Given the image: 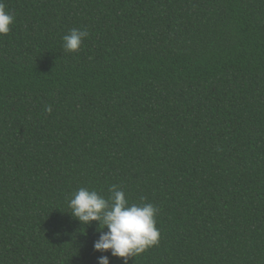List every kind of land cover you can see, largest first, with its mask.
<instances>
[{"label": "trees", "instance_id": "1", "mask_svg": "<svg viewBox=\"0 0 264 264\" xmlns=\"http://www.w3.org/2000/svg\"><path fill=\"white\" fill-rule=\"evenodd\" d=\"M3 3L0 264H123L68 207L113 184L157 209L128 264H264V0Z\"/></svg>", "mask_w": 264, "mask_h": 264}, {"label": "clouds", "instance_id": "2", "mask_svg": "<svg viewBox=\"0 0 264 264\" xmlns=\"http://www.w3.org/2000/svg\"><path fill=\"white\" fill-rule=\"evenodd\" d=\"M14 21V14L6 11L3 0H0V35L8 34ZM88 35L86 30L70 29L62 37L64 50L79 51ZM46 111L51 112V107ZM68 207L72 217L82 225L98 222L99 236L93 243V249L101 253L110 250L112 256L123 258V264H128L129 257L135 258L159 243L156 207L146 203L143 197L139 203H130L118 185H111L107 196L96 189L80 187L68 200ZM98 264H110L109 257L99 256Z\"/></svg>", "mask_w": 264, "mask_h": 264}]
</instances>
